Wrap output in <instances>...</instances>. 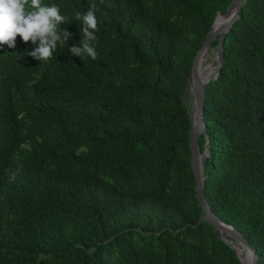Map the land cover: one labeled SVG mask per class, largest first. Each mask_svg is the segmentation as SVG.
I'll use <instances>...</instances> for the list:
<instances>
[{
	"label": "trees",
	"instance_id": "1",
	"mask_svg": "<svg viewBox=\"0 0 264 264\" xmlns=\"http://www.w3.org/2000/svg\"><path fill=\"white\" fill-rule=\"evenodd\" d=\"M233 1L42 0L71 38L42 64L19 36L0 48V264H242L201 221L183 100ZM91 4L98 57L82 60L69 48ZM206 96L207 200L264 264V0L242 8Z\"/></svg>",
	"mask_w": 264,
	"mask_h": 264
},
{
	"label": "water",
	"instance_id": "2",
	"mask_svg": "<svg viewBox=\"0 0 264 264\" xmlns=\"http://www.w3.org/2000/svg\"><path fill=\"white\" fill-rule=\"evenodd\" d=\"M248 0H234L225 14L218 13L211 30L208 32L207 37L200 51L198 52L192 67L191 74L189 76L186 92L183 96V100L189 111L190 118V149H191V167L196 182V193L198 205L203 209L201 221L209 222L213 227L219 238L228 244L237 254L242 264H245L238 255L232 242H236L243 248L249 249L251 252V260L249 264H259V255L257 251L246 240L241 231L237 230L233 225H230L217 216L207 200L205 193V161L210 156V140L207 135V142L205 144L204 152L201 151L200 137L202 134H207V127L204 121V111L206 104V87L211 82L218 78L219 70L223 64L224 57V41L227 33L234 26L236 21L240 18L242 8L245 6ZM224 17L225 20L217 25L218 17ZM220 39V43L217 48L218 66L215 76L213 75L210 80L205 81L201 78L199 73V62L203 52L210 51L211 44L217 39ZM189 93V99H186V95Z\"/></svg>",
	"mask_w": 264,
	"mask_h": 264
},
{
	"label": "clouds",
	"instance_id": "3",
	"mask_svg": "<svg viewBox=\"0 0 264 264\" xmlns=\"http://www.w3.org/2000/svg\"><path fill=\"white\" fill-rule=\"evenodd\" d=\"M81 14L76 13V20L81 21L82 39L80 46H72L69 51L72 55L90 57L96 60L98 52L94 47L97 40L98 21L94 11ZM65 17L61 15L57 5H44L42 0H0V48H16L17 37H21L25 44L31 42L35 45L33 51L27 55L41 61V64L53 58L58 46L63 47L71 38L67 29H61Z\"/></svg>",
	"mask_w": 264,
	"mask_h": 264
},
{
	"label": "bare ground",
	"instance_id": "4",
	"mask_svg": "<svg viewBox=\"0 0 264 264\" xmlns=\"http://www.w3.org/2000/svg\"><path fill=\"white\" fill-rule=\"evenodd\" d=\"M225 20L224 17L219 16L217 19V25L221 24L223 21ZM211 57V53L210 51H205L202 53L201 57H200V62H199V73L200 76L203 80L208 81L211 79V77L208 79L211 71L213 70V68L215 66H218V59H217V55L214 59V61H212V63H208V60ZM216 73V72H215ZM232 245L235 247L238 255L240 256V258L242 259V261L245 264H249L250 260H251V252L249 249L243 248L242 246H240L239 244H237L236 242H232Z\"/></svg>",
	"mask_w": 264,
	"mask_h": 264
},
{
	"label": "rangeland",
	"instance_id": "5",
	"mask_svg": "<svg viewBox=\"0 0 264 264\" xmlns=\"http://www.w3.org/2000/svg\"><path fill=\"white\" fill-rule=\"evenodd\" d=\"M210 53H211V57L210 59L208 60V63H212V61H214L216 55H217V50H213V49H210ZM214 58V59H213ZM217 72V68H216V71ZM216 73H214V76H215Z\"/></svg>",
	"mask_w": 264,
	"mask_h": 264
}]
</instances>
